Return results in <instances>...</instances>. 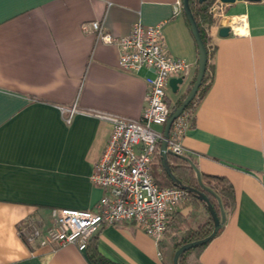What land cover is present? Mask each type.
<instances>
[{
	"label": "crops",
	"instance_id": "0c3cea01",
	"mask_svg": "<svg viewBox=\"0 0 264 264\" xmlns=\"http://www.w3.org/2000/svg\"><path fill=\"white\" fill-rule=\"evenodd\" d=\"M178 1L0 0V264H95L87 247L28 243L18 226L28 218L48 226L54 208L95 209L103 190L91 176L112 123L93 111L139 119L147 104L152 73L123 70L119 48L84 25L100 20L123 36L136 22L161 24L167 52L190 64L175 100L169 89L173 106L188 94L199 58ZM214 18V78L183 144L201 173L233 184L235 204L199 260L264 264V0L220 5ZM226 24L233 30L222 36ZM74 105L67 121L62 107ZM176 212L194 224L206 217L188 199ZM93 236L113 262L173 264L166 235L160 246L134 223L104 224Z\"/></svg>",
	"mask_w": 264,
	"mask_h": 264
},
{
	"label": "built area",
	"instance_id": "2783aa9c",
	"mask_svg": "<svg viewBox=\"0 0 264 264\" xmlns=\"http://www.w3.org/2000/svg\"><path fill=\"white\" fill-rule=\"evenodd\" d=\"M178 5L182 6V2L178 1ZM219 6L215 1L211 7L214 17ZM84 29L94 32L98 41L119 48L123 70L146 68L152 73L146 77L147 104L139 119L93 111L112 123L109 140L91 176L94 185L103 190L95 209L54 208L50 225L28 218L19 224L18 231L28 243L39 241L52 247L75 244L85 250L100 226L130 222L159 244L172 214L188 199V192L179 186H160L153 176L152 165L163 138V130L156 126H164L172 110L168 99L170 79H185L190 64L167 52L161 24L136 22L123 36L106 30L100 20L86 23ZM62 110L70 121L78 108L74 105ZM190 123L191 112L185 109L172 125L169 150L188 155L183 138Z\"/></svg>",
	"mask_w": 264,
	"mask_h": 264
},
{
	"label": "trees",
	"instance_id": "16d2710c",
	"mask_svg": "<svg viewBox=\"0 0 264 264\" xmlns=\"http://www.w3.org/2000/svg\"><path fill=\"white\" fill-rule=\"evenodd\" d=\"M215 1L216 0H206L203 3H199L198 0H190L192 11L197 20L202 38L209 55V61L207 64V70L204 80L199 88L196 97L186 108V110L191 112V123H193L195 119L196 108L200 100L210 88L214 78V65L210 59L215 48L210 36V29L216 21L213 14L211 13V7L215 3ZM196 75L197 70L189 90L191 89L196 79ZM186 95L187 94L178 98L172 108L181 104ZM188 156L196 164L195 158L192 155ZM168 158L173 173L181 180L182 184H186L204 191L209 196L216 212L221 215V208L218 198L211 191H208L202 187L190 162L181 157L171 154ZM152 173L156 182L160 186H177L176 184H174L169 174L163 168L160 161V154H156L154 158ZM201 177L202 182L220 197L224 209H232L235 204V191L233 184L224 176L201 173ZM188 203L192 207L201 209L205 213L206 217L198 223L194 224L189 221V217L179 215V213H177L176 211L172 214L164 235H166L168 243L171 245L174 252L185 243L199 240L208 236L212 232L214 227L212 215L204 200L200 199V197L196 193L188 192ZM93 241L94 236L90 238L87 244V248L91 249L90 258L95 264H120L113 262L100 254L96 249V246L93 245ZM207 243L198 245L182 253L179 257V264H201L199 260L200 253L207 245ZM159 245H163L161 241L159 242Z\"/></svg>",
	"mask_w": 264,
	"mask_h": 264
},
{
	"label": "water",
	"instance_id": "95a60500",
	"mask_svg": "<svg viewBox=\"0 0 264 264\" xmlns=\"http://www.w3.org/2000/svg\"><path fill=\"white\" fill-rule=\"evenodd\" d=\"M198 1H199V3H203L206 0H198ZM241 1H260V0H216V3H217V5H233V4H236V3L241 2ZM182 6H183V11H184V13H185L190 25H191L192 33H193L195 40L197 42V45H198V49H199L198 70H197L196 79H195L191 89L189 90L188 94L186 95V97L184 98V100L182 101L181 104L172 108L171 113L168 117V120L164 125L163 138H162V141L160 144V151H159L160 161H161L163 168L169 174V176L171 177L174 184H176L177 186L186 190L187 192L196 193L200 197V199H202L206 202L208 209H209V211L212 215V218H213L214 227H213L212 232L208 236H206L202 239H199V240H195V241L185 243L180 248H178L174 253L173 264H179V257L185 251H187L191 248H194L198 245L207 243L212 238H214L216 236V234L218 233V231L220 230V228L222 227V225L226 219V213H225V210H224V207H223V204H222L220 197L202 182L201 172H200L198 166L192 161V159L189 156L183 155V154H178V153L173 152V151L168 149V140L170 137V131H171L172 125H173L175 119L188 107V105L191 103V101H193V99L196 97V95L199 91V88H200V86L204 80L205 73L207 70V64L209 61L208 50H207L206 45L204 43V40L202 38V34L200 32V29H199L197 20L195 18V15L192 11L190 0H182ZM230 31H231L230 25H227V24L223 25L220 28V35L227 36L230 34ZM182 83H184L183 77L171 78L170 79V87H171L172 91L174 93H177L179 90V87H180L179 85ZM170 154L181 157V158L187 160L188 162H190L191 166L195 170L196 177H197L199 183L202 185V187L208 191H211L218 198L219 205L221 208V215H219L216 212L209 196L204 191H202L198 188L186 185V184H182L181 180L172 171L171 165L169 163V158H168Z\"/></svg>",
	"mask_w": 264,
	"mask_h": 264
},
{
	"label": "rangeland",
	"instance_id": "374dc122",
	"mask_svg": "<svg viewBox=\"0 0 264 264\" xmlns=\"http://www.w3.org/2000/svg\"><path fill=\"white\" fill-rule=\"evenodd\" d=\"M169 95H170V98H171L172 100H175L176 97H177V94L172 93V92H169ZM155 169H156V168H155Z\"/></svg>",
	"mask_w": 264,
	"mask_h": 264
}]
</instances>
